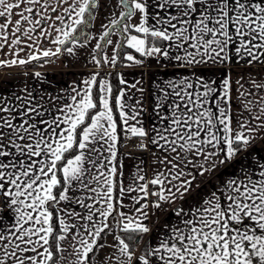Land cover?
<instances>
[{"label":"snow or ice","instance_id":"snow-or-ice-1","mask_svg":"<svg viewBox=\"0 0 264 264\" xmlns=\"http://www.w3.org/2000/svg\"><path fill=\"white\" fill-rule=\"evenodd\" d=\"M81 51L66 87L29 71ZM151 61L187 74L153 80L146 127L142 81L104 69ZM231 65L264 66V0H0V69H24L0 90V264H264V76Z\"/></svg>","mask_w":264,"mask_h":264},{"label":"crops","instance_id":"crops-1","mask_svg":"<svg viewBox=\"0 0 264 264\" xmlns=\"http://www.w3.org/2000/svg\"><path fill=\"white\" fill-rule=\"evenodd\" d=\"M85 54L79 55L75 58H68L64 57L60 60H55L53 63L46 65L43 68L36 67L34 69H29V71H41L42 73L46 74V78L49 81H52L53 84L58 85L59 87H66L68 84H70L73 80L78 79L77 75H73V73H83L87 74L89 72V67H85ZM231 67V76L232 80L235 81L238 78L239 74H243L245 78H247L249 73L255 74L256 72H259L261 76H264V66H253L252 68L242 67L241 65H231L227 66ZM24 71L22 68L14 67V68H3L0 69V90L7 89L9 87V84L15 85L16 90H19L20 88L24 87V78L22 77L21 73ZM104 71H116V73H123L124 78L128 81L129 84L135 83L136 80H141L142 83L140 85H137V87H143L145 89L144 93V105L148 109V112H146L142 119L145 123L146 127H151L153 124V116L151 112V107L153 103L152 99V90L154 87L153 80L156 81L162 80V79H175L179 78L181 75L187 74L182 69L174 68L172 64H168L167 67H161L156 64L155 61H151V67H124L123 65L118 66L115 69H104ZM198 73H202L206 77H212L215 78L218 82L223 77L224 72L226 71V68H220L217 67L215 69V75L213 76V72L205 69H197ZM153 73L156 74L155 77H153ZM7 82V83H6ZM28 84L30 86L40 87V85L35 84L34 81L31 80V78H28ZM119 87H122L119 85ZM233 87L235 88L236 85L234 84ZM58 90V88L56 89ZM134 91V90H132ZM140 93L136 92V97L139 98ZM233 97L235 98V92L233 93ZM255 147L258 150H264V138H258L255 142ZM125 154H130L132 157H140L145 165L151 164L152 162V155L151 151H131V152H124ZM259 157V155H264V151H260L257 154H254ZM139 163L138 160H133L126 158L124 160V176L127 180L129 175L135 171V168L133 165ZM146 171L151 175V169L146 168ZM231 174V171H222L221 175L223 179H228ZM125 203H128V201H125ZM151 211V210H150ZM155 219V217H153ZM173 223L175 222V217L169 212L167 214L162 213L160 215V224L158 226H162L163 223ZM155 239V229L153 232V241ZM149 240V236L145 235L143 238V242L140 245H137L135 248L138 252L143 246L144 243H146ZM107 241L109 243H113L112 236L107 237ZM111 250H105L100 253L101 256H107L109 255V252Z\"/></svg>","mask_w":264,"mask_h":264},{"label":"built area","instance_id":"built-area-1","mask_svg":"<svg viewBox=\"0 0 264 264\" xmlns=\"http://www.w3.org/2000/svg\"><path fill=\"white\" fill-rule=\"evenodd\" d=\"M127 143H128V146L122 149L123 152L140 151L134 147L136 144L139 143L137 139L133 138L130 142H127Z\"/></svg>","mask_w":264,"mask_h":264},{"label":"trees","instance_id":"trees-1","mask_svg":"<svg viewBox=\"0 0 264 264\" xmlns=\"http://www.w3.org/2000/svg\"><path fill=\"white\" fill-rule=\"evenodd\" d=\"M111 72L116 73V71H111ZM113 84H114V88L119 87L118 82L116 81L115 77H113ZM132 247L135 249L137 247V245L134 242H132ZM142 249H143V246H141L139 252L142 251Z\"/></svg>","mask_w":264,"mask_h":264},{"label":"rangeland","instance_id":"rangeland-1","mask_svg":"<svg viewBox=\"0 0 264 264\" xmlns=\"http://www.w3.org/2000/svg\"><path fill=\"white\" fill-rule=\"evenodd\" d=\"M103 15V14H102ZM101 23V20L100 19H97V21H96V26H97V28L99 27V24ZM82 54H85V56H87V53H86V51H81V53H80V55H82ZM86 58V57H85Z\"/></svg>","mask_w":264,"mask_h":264}]
</instances>
